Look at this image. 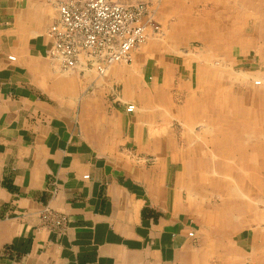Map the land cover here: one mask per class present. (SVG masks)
Masks as SVG:
<instances>
[{
    "label": "crops",
    "instance_id": "0c3cea01",
    "mask_svg": "<svg viewBox=\"0 0 264 264\" xmlns=\"http://www.w3.org/2000/svg\"><path fill=\"white\" fill-rule=\"evenodd\" d=\"M203 3L215 10L183 26L202 22L211 34L201 42L231 49L220 30L243 9L253 18L252 0ZM32 5L0 0V264H264L253 217L264 199L248 195L264 189V102L221 99L231 90L218 82L205 94L213 116L195 122L208 108L192 106L193 72L177 64L145 68L150 59L133 53V67L104 76L63 69L46 55L47 11ZM199 121V133L174 129ZM205 186L221 191L222 209L204 207ZM46 209L65 217L62 232L42 221Z\"/></svg>",
    "mask_w": 264,
    "mask_h": 264
},
{
    "label": "rangeland",
    "instance_id": "374dc122",
    "mask_svg": "<svg viewBox=\"0 0 264 264\" xmlns=\"http://www.w3.org/2000/svg\"><path fill=\"white\" fill-rule=\"evenodd\" d=\"M19 1H22L26 5H29V3L34 4L32 5L33 8L36 9L39 6L40 10L43 9L44 11H47L46 13L49 17H47L46 21L43 23L41 31L42 33H45L51 23L57 18V6L61 0ZM110 1L127 5H142L145 9V14L142 17L143 23H146L147 19H151V22H153L152 24L157 27L154 30H152V26L147 28V39L144 43L131 51L129 62H121L114 66L125 65L133 67V65L130 66L133 53H141L146 59H150L145 68L154 62H165L177 64L179 69L177 71L179 73L193 72L192 75L194 76L195 91L191 94L193 95L195 93L198 101L196 104L194 101L191 104L192 106L197 105V108L200 106L202 107V105H205L208 108L207 114H203L201 117L197 115L196 118L198 119L195 120V122L213 116L209 109L212 103V93H208L206 95L207 97L205 94L207 93L206 91L211 88L215 91V85L218 82L222 83L221 87L228 85L231 90L221 92V99L223 98L225 100L231 98L232 100H235V102H242V100L251 98L254 101L259 99L260 103L261 101L264 102V28L260 26L261 24H264V8H262V12L259 10L261 9V7L257 5L259 0H252L251 8L253 10V18L249 17L247 13L243 11L244 9L242 11L240 10L241 12L238 11L235 13V29L220 30L221 34H229L233 41V49L228 48V50H226L227 45L223 43L217 45V43L212 42L211 38H209V41L207 42L205 39L204 42H201L198 39V36L203 37L205 33L211 34L209 28L204 29V32L202 31V22L193 21L189 28L183 26L186 18L194 20L195 18L197 19L198 17L204 16V13L207 11L211 12L215 10V8L211 7L210 3L207 5L203 3L204 0H199V3L197 4H195L193 0ZM262 5L261 6L264 7V3H262ZM218 10L220 16L224 15L226 18L228 17L227 11L222 12L221 7H218ZM215 14H217L216 11ZM247 16L248 18H246ZM246 19L250 20L247 22ZM254 19H256V23L254 22ZM228 20L229 18L224 19L225 22ZM35 30L40 31L41 27L36 28ZM224 31L226 33H224ZM135 69H137L141 80L143 78L146 82H150V76L147 74V69L143 70L142 66L135 67ZM213 72H216L217 76L214 77ZM163 82L166 83V80H163ZM255 82H258L259 84H255ZM232 95H236V97ZM178 99L179 98L177 97V100ZM176 102L179 106L182 105L181 101ZM236 104H238V102ZM237 106L238 105H235V108H233L234 113L232 114L240 116L242 111ZM200 110L201 108L197 109V112L199 113ZM253 110L258 111L257 108H254ZM201 127L202 123L199 121V123H189L188 125L185 123L176 124L174 129L179 135L180 133L188 131V129L199 133ZM196 143L202 144L204 148L211 147V143H207V141L205 143L196 141ZM193 146L198 145L193 142ZM209 169H211V167H209ZM207 183L205 182V185H207ZM252 187L253 188L250 189L251 192L248 195L250 196L251 194L252 199H256L253 202L257 201L259 197L264 199V189H261L259 186L255 188L254 186ZM194 190L195 192L197 191L198 194L202 193L199 188ZM203 192L210 198L208 201H204V207H210L214 210H216V208L222 209L220 200L214 198L218 196L221 191L205 186ZM260 203L261 202H256V204H253L254 208L256 207L253 210V217L258 218L255 227H260L261 225L264 227L263 203Z\"/></svg>",
    "mask_w": 264,
    "mask_h": 264
},
{
    "label": "built area",
    "instance_id": "2783aa9c",
    "mask_svg": "<svg viewBox=\"0 0 264 264\" xmlns=\"http://www.w3.org/2000/svg\"><path fill=\"white\" fill-rule=\"evenodd\" d=\"M144 14L142 5L110 0H61L57 18L45 32L49 41L46 55L63 69H91L104 76L115 64L129 62L131 51L147 39L149 26L152 30L157 28L151 19L143 23ZM133 110V105L126 107L127 112ZM41 219L49 230L57 233L62 232L66 221L64 216L47 209L41 213Z\"/></svg>",
    "mask_w": 264,
    "mask_h": 264
},
{
    "label": "bare ground",
    "instance_id": "6f19581e",
    "mask_svg": "<svg viewBox=\"0 0 264 264\" xmlns=\"http://www.w3.org/2000/svg\"><path fill=\"white\" fill-rule=\"evenodd\" d=\"M255 84H259L258 82H255Z\"/></svg>",
    "mask_w": 264,
    "mask_h": 264
}]
</instances>
